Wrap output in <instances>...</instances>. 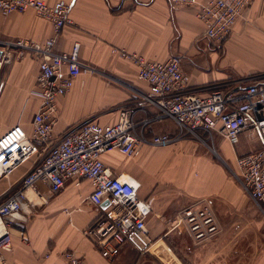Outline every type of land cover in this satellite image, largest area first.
I'll list each match as a JSON object with an SVG mask.
<instances>
[{"label":"crops","instance_id":"obj_1","mask_svg":"<svg viewBox=\"0 0 264 264\" xmlns=\"http://www.w3.org/2000/svg\"><path fill=\"white\" fill-rule=\"evenodd\" d=\"M46 1L71 4L72 22L59 33L55 50L71 53L78 45L80 61L92 70L77 76L73 88L57 99V138L87 120L102 125L116 123L126 107L147 109L136 113L137 121L156 114V109L141 104L137 95L151 92L152 86L139 77L132 60L114 49L125 48L158 62L180 57L183 70L190 76V87L203 92L219 83H237L264 73V0L253 1L222 45L205 36L198 7H174L169 0ZM54 35L52 23L34 10L0 15V48L6 58L18 52L9 46L12 41L24 38L45 43ZM21 53V60L1 71L0 136L18 123L32 132V119L42 99L37 84L39 59L30 52ZM248 84L244 82L242 86ZM32 98L37 107L31 116L28 113L30 117L19 120L18 111L9 118L4 116L13 105L30 103ZM177 130L174 121L164 119L151 122L145 133L174 135ZM216 132L212 135L218 159L188 138L165 146H146L136 157L112 150L104 153L103 159L117 175L131 176L141 183L139 196L154 204V214L148 221L153 236L164 231L163 218L175 217L185 206L206 202L212 205L220 232L208 242L197 243L191 238L190 264H264V201L255 202L226 166L240 171L238 154L261 149V140L242 133L235 149L221 132ZM29 167L30 163H26L8 180H0V196ZM76 182L67 180L56 193L48 183H38L48 201L25 206L26 220L11 230L10 246L0 250L3 264H70L65 257L67 251L85 264H140L131 246L110 260L84 235V229L106 207L92 203L93 185L89 180L82 179L79 185Z\"/></svg>","mask_w":264,"mask_h":264},{"label":"built area","instance_id":"obj_2","mask_svg":"<svg viewBox=\"0 0 264 264\" xmlns=\"http://www.w3.org/2000/svg\"><path fill=\"white\" fill-rule=\"evenodd\" d=\"M169 1L174 7H198L205 36L222 45L254 0ZM28 10L49 20L55 35L45 43L24 38L9 43L11 48L30 52L39 59L37 84L42 99L32 119V132L18 123L0 136V180L9 178L19 167L30 163L28 171L0 196V250L10 246L11 230L21 227L26 220L25 206L48 201L38 183H48L51 191L56 193L69 179L77 180L78 185L82 179L89 180L93 185L90 199L96 206L101 207L109 200L104 213L83 231L107 259H115L126 246L142 254L155 248L173 252L166 239L177 230L188 232L197 243L212 240L219 234L220 225L208 202L187 205L175 217L163 218L165 231L156 240L148 225L149 215L154 214L152 200L142 199L139 196L141 183L135 178L123 179L122 175H117L105 163L103 155L118 150L126 156L136 157L146 146H165L187 138L202 140L205 133L214 141L213 131L221 132L234 145L244 132L261 140V149L238 156L237 163L244 190L255 202L264 201V73L237 83H219L203 92L190 87V76L183 70L180 57L158 62L125 48L114 49L115 53L132 60L138 67L139 77L152 86L151 92H138L137 95L141 104L153 106L156 114L137 121L136 113L139 110L147 112V109L144 106L126 107L116 123L102 125L87 120L73 125L57 138V99L73 88L77 76L92 70L80 61L78 45L71 53L58 52L54 48L59 33L72 22L70 3L0 0V15ZM6 62L3 51L0 88L1 71ZM244 82L249 84L242 86ZM236 84L240 85L236 87ZM164 119L174 121L178 129L176 134L148 136L145 133L151 122ZM30 191L33 197H29ZM65 257L70 264H85L72 251H67ZM0 264H3L2 256Z\"/></svg>","mask_w":264,"mask_h":264},{"label":"rangeland","instance_id":"obj_3","mask_svg":"<svg viewBox=\"0 0 264 264\" xmlns=\"http://www.w3.org/2000/svg\"><path fill=\"white\" fill-rule=\"evenodd\" d=\"M17 51L18 52H14V54H11L10 58H7V60L10 59V62H6L2 72H4V70L6 71L7 69L11 68V67H9V66H11L10 65L11 63H13L14 61L17 62L24 57V55H22L23 53L20 54V51L19 50H17ZM26 53H28V52H26ZM32 55H34V54H32ZM36 107H37L36 100H35V98H32L30 100V103L13 105L12 108L9 109L4 114V116L6 118L7 117L9 118L12 115V112L17 113V111H18V114H19L18 119L19 120L25 119L26 115L29 116L36 109ZM28 113H29V115H28ZM246 133H249V132H246ZM214 134L216 135L217 132L214 131ZM202 138H203L202 140H199V139L196 140V139H192V138L191 139L188 138V140H193L195 142H198V144L200 146H202L203 149H205L206 151H209V153L211 155H213V157L218 159L219 157H218V154L216 153L217 149L215 148V141L210 139L209 134H207V133L203 134ZM235 149H236V145H235ZM214 150H216V152ZM238 156H239V154H238ZM226 166H227L228 173L231 176H233L236 181L240 182V178H241L240 177V171L239 170L237 171V169L236 170L233 169L230 165H226ZM12 176H13V174L9 178H11ZM4 180H8V178H6ZM161 221L164 223V226H165V220L162 219ZM164 231L154 233L156 236H153V237L156 240L160 239L162 237ZM166 240H167L166 241L167 244L171 246L173 252H167L166 250H164V251H159L157 253L156 251H158V250L153 249L152 250L153 252L140 254L136 251H133L135 257L137 259H139L140 264H190V263H192V261L189 258V254H192V253H190V251L188 250L189 246H191V236L189 235L188 232L181 233V232H179V230L174 231L169 235V238Z\"/></svg>","mask_w":264,"mask_h":264},{"label":"water","instance_id":"obj_4","mask_svg":"<svg viewBox=\"0 0 264 264\" xmlns=\"http://www.w3.org/2000/svg\"><path fill=\"white\" fill-rule=\"evenodd\" d=\"M3 55V51H1L0 50V57ZM217 153V152H216ZM109 205V200H106L103 204H102V206L103 207H107Z\"/></svg>","mask_w":264,"mask_h":264},{"label":"bare ground","instance_id":"obj_5","mask_svg":"<svg viewBox=\"0 0 264 264\" xmlns=\"http://www.w3.org/2000/svg\"><path fill=\"white\" fill-rule=\"evenodd\" d=\"M132 178H134V177H131V176H123V179H132ZM33 192H29V197H33Z\"/></svg>","mask_w":264,"mask_h":264}]
</instances>
